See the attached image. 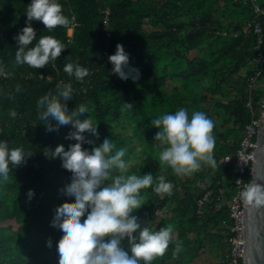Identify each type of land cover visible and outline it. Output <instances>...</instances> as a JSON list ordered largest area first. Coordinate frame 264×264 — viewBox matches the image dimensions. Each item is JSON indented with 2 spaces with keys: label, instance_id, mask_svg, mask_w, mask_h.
Masks as SVG:
<instances>
[{
  "label": "trees",
  "instance_id": "obj_1",
  "mask_svg": "<svg viewBox=\"0 0 264 264\" xmlns=\"http://www.w3.org/2000/svg\"><path fill=\"white\" fill-rule=\"evenodd\" d=\"M258 1L264 6V0ZM57 3L69 25L47 31L42 23L32 21L36 38L28 47H34L42 36H53L65 45V50L44 68L35 69L15 64L14 37L27 26L26 11L31 0H0V68L8 74L7 79L0 80V141H8L10 149L21 147L32 153L20 167L10 165L8 180L0 181V264L59 261L57 243L63 233L51 224L56 208L74 203L75 199L62 191L71 183L72 174L62 168L59 157L52 158L51 152L60 145L67 151L77 141L66 138L75 130L71 125L57 127L53 120L50 123L57 130L49 132L37 113L38 100L49 92L55 94L57 80L72 85V99L67 101L69 113L84 104L89 112L80 119L91 118L98 126V137L82 134L83 149L91 151L108 138L115 144L113 154L126 149L124 159L130 162L129 174L151 172L154 180L164 176L173 185L171 194H157L153 190L155 183L142 189V207L132 215L138 217L142 227L152 231L168 225L173 228L168 250L152 264H187L201 247V229H218L214 236L224 239L230 235L226 201L234 191L236 165L234 160L225 162L223 157L235 151L250 118L245 107L246 80L257 71L252 63L255 37L243 31L242 26L253 17L251 7L243 0ZM105 7L110 10L107 27L102 19ZM72 18L79 25L69 38L67 30ZM260 21L264 31V15ZM117 44L123 45L129 54V67L139 70V79L121 80L112 73L113 66L106 63L104 52L108 57L115 54ZM192 51H196L193 58ZM69 62L88 69L89 75L83 82L64 72ZM258 82L261 86L252 93L255 100L262 95L264 74ZM170 85L173 87L168 90ZM17 86L20 91H16ZM125 103L133 105L131 111L122 110ZM181 107L187 108L189 115L203 111L215 125L216 167H202L191 177L174 175L167 165L160 163L158 150L153 147L158 131L153 120L166 113L174 114ZM13 110L17 113L15 118L10 115ZM123 124L130 125V136L118 131ZM134 143L141 145V151H132L130 146ZM29 190L34 191L31 198L27 195ZM207 192L211 195L199 215L197 203ZM206 208L211 213H205ZM162 210L169 216L155 223L153 219ZM84 219L86 215L81 222ZM192 233L194 238L190 237ZM49 240L51 247L47 246ZM177 242L182 250L174 256ZM122 246L128 248L127 239ZM224 247L221 259L227 256ZM221 259L216 264H222Z\"/></svg>",
  "mask_w": 264,
  "mask_h": 264
},
{
  "label": "clouds",
  "instance_id": "obj_2",
  "mask_svg": "<svg viewBox=\"0 0 264 264\" xmlns=\"http://www.w3.org/2000/svg\"><path fill=\"white\" fill-rule=\"evenodd\" d=\"M26 16L27 26L14 37L17 41L15 64L42 69L61 56L65 45L53 36H42L34 47L29 48L36 38L32 21L42 23L47 31L67 26L70 21L62 14V6L57 0H31ZM108 59L113 66L112 73L121 80L139 79V70L129 67V54L123 45L117 44L115 54ZM63 70L78 82H83L89 75L88 69L71 62ZM3 71L0 68V73ZM16 91H20L19 86ZM72 92V85L61 81L56 84L55 94L49 92L37 102L38 119L44 122L47 131L57 130L50 123L53 120L57 127L71 125L75 130L66 138L77 141L70 144L67 151L60 145L51 152L52 158L59 157L62 168L72 174L71 183L62 191L75 199L74 203H63L56 208L51 224L63 233L57 243L58 264H152L168 250L173 240V228L168 225L152 231L142 227L132 213L142 207V189L155 183L153 190L157 194H171L173 185L166 182L164 176L154 180L151 172L129 174L130 162L124 159L126 149L121 148L113 154L115 144L108 138L91 151L83 149L85 137L82 134L87 132L98 137V126L91 118L80 119L89 112L84 104L69 113L67 101L72 99ZM132 107L125 103L122 110L131 111ZM10 115L15 118L17 113L13 110ZM152 124L158 129L153 147L158 150L159 161L174 175L191 177L202 167H216L213 156L215 125L206 113L193 111L189 115L188 109L181 107L174 114L166 113L154 119ZM31 154L21 147L10 149L8 141H0V181L8 180L10 165L20 167ZM27 195L33 197L34 191L29 190ZM240 196L257 206L258 216L264 214V185L246 187ZM85 215L86 219L81 222ZM125 239L127 249L122 246ZM47 246L51 247V240ZM181 250V243L177 242L173 255Z\"/></svg>",
  "mask_w": 264,
  "mask_h": 264
},
{
  "label": "built area",
  "instance_id": "obj_3",
  "mask_svg": "<svg viewBox=\"0 0 264 264\" xmlns=\"http://www.w3.org/2000/svg\"><path fill=\"white\" fill-rule=\"evenodd\" d=\"M243 3L251 7L253 17L250 20L243 22L242 30L251 32L255 37L253 44L252 63L257 67V71L246 81L248 83V93L245 102V107L249 111V121L244 125L242 136L238 141V145L233 153L224 155L225 162L235 161L236 176L233 181L234 191L230 198L226 201L228 215L231 221L230 235L224 240L226 245L227 256L221 259L222 264H246V244H245V228H246V213L249 209L250 202L240 196L242 190L246 187H253L255 178V163L257 158L258 141L260 134L261 123L264 118V89L262 95L255 100L252 93L259 89L261 84L259 78L264 74V31L260 18L264 15V6L258 0H243ZM110 10L105 7L103 10V25L107 27ZM79 24L71 19L69 29H74ZM73 33L68 37L71 38ZM236 35V34H235ZM106 63L109 62V57L104 52ZM8 78V74L3 71L0 73V80ZM61 82L57 80V83ZM211 192H207L198 201V214L203 213V205L209 200Z\"/></svg>",
  "mask_w": 264,
  "mask_h": 264
},
{
  "label": "water",
  "instance_id": "obj_4",
  "mask_svg": "<svg viewBox=\"0 0 264 264\" xmlns=\"http://www.w3.org/2000/svg\"><path fill=\"white\" fill-rule=\"evenodd\" d=\"M253 186L264 185V118L260 127ZM264 199V197H262ZM246 264H264V214L257 215V206L250 202L245 228Z\"/></svg>",
  "mask_w": 264,
  "mask_h": 264
},
{
  "label": "rangeland",
  "instance_id": "obj_5",
  "mask_svg": "<svg viewBox=\"0 0 264 264\" xmlns=\"http://www.w3.org/2000/svg\"><path fill=\"white\" fill-rule=\"evenodd\" d=\"M144 27L148 30L150 29V27L147 25H144ZM72 33H73L72 29L67 30V36L71 35ZM118 131H120L124 136H130L131 134L130 125L123 124L118 128ZM130 148L132 149L133 152H139L142 149L139 143L132 144ZM205 213L207 214L211 213V209L206 208ZM165 216H169V213L166 212V210H162L157 213L153 221L157 223L160 218H163ZM9 223L12 224L13 227H16V224L13 221H10ZM217 230L218 229H211V230L201 229L200 230L198 235L201 237L204 236L201 247L195 253L194 257H192L191 261L188 262L187 264H216L220 261L223 251L225 250V247H224L225 239L222 236H219V237L214 236V232ZM190 237L194 238L195 233L190 234Z\"/></svg>",
  "mask_w": 264,
  "mask_h": 264
},
{
  "label": "crops",
  "instance_id": "obj_6",
  "mask_svg": "<svg viewBox=\"0 0 264 264\" xmlns=\"http://www.w3.org/2000/svg\"><path fill=\"white\" fill-rule=\"evenodd\" d=\"M223 1H221L220 2V5H223ZM196 56V51H192L191 53H190V57L191 58H193V57H195ZM172 87H173V85H170L169 87H168V90H171L172 89Z\"/></svg>",
  "mask_w": 264,
  "mask_h": 264
}]
</instances>
